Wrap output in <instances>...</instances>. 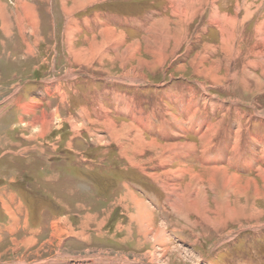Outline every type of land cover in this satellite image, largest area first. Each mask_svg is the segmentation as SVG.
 Listing matches in <instances>:
<instances>
[{"label": "rangeland", "instance_id": "obj_1", "mask_svg": "<svg viewBox=\"0 0 264 264\" xmlns=\"http://www.w3.org/2000/svg\"><path fill=\"white\" fill-rule=\"evenodd\" d=\"M214 2L0 0V264H264V0Z\"/></svg>", "mask_w": 264, "mask_h": 264}, {"label": "bare ground", "instance_id": "obj_2", "mask_svg": "<svg viewBox=\"0 0 264 264\" xmlns=\"http://www.w3.org/2000/svg\"><path fill=\"white\" fill-rule=\"evenodd\" d=\"M215 0H210V11H211V18H213V20H215V21H218V23H224V24H226V21H235L234 19H232V18H230V17H227L226 15H222V16H220L219 14H218V12H219V10H218V8L216 7V5L214 4L215 2H214ZM245 7H244V9H243V11L241 12V13H243V15H242V18H241V21H245V20H247L251 15H252V12H250L249 11V9H250V6L251 5H248V4H245L244 5ZM243 7V6H242ZM240 8H241V6H240ZM252 8V7H251ZM222 9V8H221ZM236 11H237V13H239V8H238V6H236V9H235ZM225 14V13H224ZM131 129H133V126H131ZM213 131V127H211V128H209L208 130H207V133L209 134L210 132H212ZM206 133V132H205ZM207 139V135H203L202 137H201V140H206ZM149 145V144H148ZM149 146H152V143H150V145ZM147 147V146H146ZM155 147V146H154ZM175 149H176V146H169L168 147V149L166 148V152H168V151H170L169 153H168V155H169V159H171L170 157H172L171 156V154H172V152L174 153L175 152ZM167 155V156H168ZM221 169V168H220ZM220 171H222V172H224V171H226L224 168H222ZM131 198L135 201V204H136V207H138V204H140V202L139 203H137V201L135 200V198H134V196L133 195H131ZM142 208L140 209L139 207H138V213H137V216H141L142 214H143V217L142 218H144L145 217V212H146V210H145V207L143 206V205H140ZM144 210V211H143ZM141 211H143V213L141 214ZM151 214V213H150ZM150 214L148 215V216H150ZM140 220H141V218H139ZM142 222H143V220H141ZM140 221V222H141Z\"/></svg>", "mask_w": 264, "mask_h": 264}]
</instances>
